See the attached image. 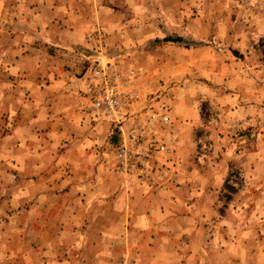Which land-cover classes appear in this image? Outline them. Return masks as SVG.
Instances as JSON below:
<instances>
[{"label": "rangeland", "instance_id": "1", "mask_svg": "<svg viewBox=\"0 0 264 264\" xmlns=\"http://www.w3.org/2000/svg\"><path fill=\"white\" fill-rule=\"evenodd\" d=\"M42 1L54 0H0V90L6 96L13 84L36 88L53 77L51 71H10L17 58L9 36L25 32L28 16L40 18ZM84 1L93 7L91 53L58 56L78 78L70 96L84 131L95 133L93 147L84 153L59 137L61 131L78 136L74 120L53 121L46 166L12 167L15 152L21 148L24 155L22 143L41 144L42 123L31 122L29 136L17 134L30 121L21 122L23 107L5 99L0 264H195L197 231V264H264V0ZM105 73L121 92L139 95L120 123L84 108L88 81ZM164 114L171 126L162 123ZM122 132L125 138L141 134L145 151L168 138L170 151L134 155L132 170L123 173L116 150ZM125 175L134 196L155 192L154 201L133 203L135 213L124 198ZM43 244L50 246L49 263Z\"/></svg>", "mask_w": 264, "mask_h": 264}, {"label": "crops", "instance_id": "2", "mask_svg": "<svg viewBox=\"0 0 264 264\" xmlns=\"http://www.w3.org/2000/svg\"><path fill=\"white\" fill-rule=\"evenodd\" d=\"M41 8L43 12L40 18L37 16L35 18L28 16L30 20L26 19L25 32L22 33L20 31H12L9 36L10 49H12L15 58H17V60H13L10 71H13V74L18 76L19 74L23 75L24 73L33 71V69H35L37 73L44 74H48L51 71L53 77L50 78L49 81H46V83L42 86L36 85V88H33V84H26L23 89L20 83L17 85L13 84L10 88L13 92L7 91V93H9L7 96L4 89L1 88L0 90V116H4L3 112H5V99L10 97L7 100L10 105L16 107L19 104V108L23 107L19 116L20 121H30V126L20 129L21 133L16 132L17 134L29 136L31 134V129H34L31 128V122L35 121L37 123H42L41 131L38 134V137H41V140H39L41 141V144L37 145L35 148L32 144L22 143L20 146L25 145L26 147L24 155H22L23 150L20 148L18 152H15L17 159L16 162L10 163L12 167L22 170L25 167L29 169L33 167L42 169L50 161V155L48 152L50 143L48 136L50 133H48V131L46 132V130H49L48 125H50L53 121L61 123L65 121L72 122L74 120L76 128L80 130L78 136L73 137L72 134H69L70 131H61V135L59 137H66L71 140L69 142L76 145L78 147L77 149L81 152L87 153L86 150L89 147H93V140L91 138L95 136V133H88L84 131L85 125L81 123L82 120H84V117L76 111V103L70 96V92H72V90H76L78 87L76 81L78 78L74 76L72 78L70 77V74H73L72 69H69V67H71V63H67L64 58L62 59L58 56V54L71 56V51H78L82 54L87 53V55L91 53L87 49L88 46L91 45L89 43V33L90 27L94 21V17L91 14L93 10L91 1H42ZM35 41L40 42L39 46H42V49H37L38 45ZM5 50L7 53L8 49ZM57 56L58 58L54 59ZM55 71L63 72V75L56 78V76H54ZM25 77L27 76L25 75ZM22 92H25L24 98L21 96L15 97L17 93L21 94ZM33 93H35L36 96H33ZM53 129L54 131L56 130L55 127H53ZM34 132L38 131L33 130L32 134H34ZM57 132L60 133V129H58ZM179 148L180 147H177V150ZM19 152L20 156L18 154ZM34 156L35 158L38 156L39 160H35ZM1 165H3V163H1ZM126 176L127 175L124 176V180L126 182L124 185L127 186L124 188L126 190V192H123L124 198L126 197L127 202L129 203V211L132 209L135 213L137 211L134 209L133 203L142 200L154 201L155 192H148L149 194L147 193L146 195L143 193H136V196H134L133 193L128 191L131 185H133V182H129V179ZM25 194L26 193H24V195ZM202 195L204 198L208 196L201 194V197ZM194 196L195 198H193ZM194 196H190L189 199H197L196 197L198 196L196 194ZM130 204H132L133 207ZM211 213H214V211H211ZM153 225L154 224H144L143 226L145 228H149L153 227ZM199 232L200 231H197L196 235L199 236ZM194 234V230H192L191 235ZM196 235L193 236L192 240V250L194 249L193 255L195 256L193 257V260L196 262L195 264L199 262L197 261L199 259V250L197 249L198 239L196 238ZM153 245L152 250L155 254V242H153ZM223 248L225 247H220L217 250H223L221 254L222 257L225 252ZM5 249L8 250L9 248ZM6 252L7 251H5V254ZM205 254L208 256L207 252H205ZM43 256L46 257L43 262L49 263L51 256L49 244L42 245V257ZM201 256H203V254H201ZM203 258H205V256H203ZM222 263L224 264L225 262Z\"/></svg>", "mask_w": 264, "mask_h": 264}, {"label": "built area", "instance_id": "3", "mask_svg": "<svg viewBox=\"0 0 264 264\" xmlns=\"http://www.w3.org/2000/svg\"><path fill=\"white\" fill-rule=\"evenodd\" d=\"M87 103L85 109L91 115L97 116L101 114L109 115L113 117L118 123H120V117L133 105L138 99L139 95L136 91L121 92L117 86L115 77L112 74H104L103 78L95 81L91 78L87 84ZM161 121L165 126H171V119L168 115L164 114L161 117ZM125 133H121L123 137L122 143L117 147V157L120 164V170L123 173L128 174L132 170V162L137 155L142 152H150L145 155H150L159 151H170L168 145V138H163L161 144L155 146V149L147 146L145 151L143 142V136L136 132L130 133V136L125 138ZM158 140L157 138L150 139L151 142ZM161 141V138L160 140ZM132 142V143H131ZM138 142L137 144H135ZM143 148V150H140ZM143 162H146L144 157H140Z\"/></svg>", "mask_w": 264, "mask_h": 264}, {"label": "trees", "instance_id": "4", "mask_svg": "<svg viewBox=\"0 0 264 264\" xmlns=\"http://www.w3.org/2000/svg\"><path fill=\"white\" fill-rule=\"evenodd\" d=\"M165 41H171V42H182L184 41L183 38L181 37H176V38H173V37H168L165 39Z\"/></svg>", "mask_w": 264, "mask_h": 264}]
</instances>
